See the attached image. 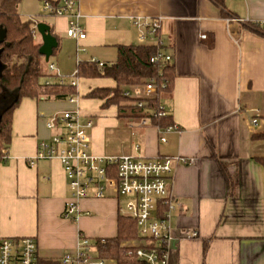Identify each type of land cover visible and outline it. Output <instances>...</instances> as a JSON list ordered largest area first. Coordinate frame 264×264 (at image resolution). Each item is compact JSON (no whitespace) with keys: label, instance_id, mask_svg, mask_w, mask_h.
Returning <instances> with one entry per match:
<instances>
[{"label":"crops","instance_id":"obj_1","mask_svg":"<svg viewBox=\"0 0 264 264\" xmlns=\"http://www.w3.org/2000/svg\"><path fill=\"white\" fill-rule=\"evenodd\" d=\"M79 11L86 32L80 40L67 35L65 16L47 14L44 21L58 39L49 60L56 70L45 69L53 81L74 80L78 94L23 98L16 108L0 159V238L34 237L48 264L75 251L81 234L93 243L116 236L125 197L111 190L105 198L92 195L80 201L77 220L65 218L71 191L60 160L30 163L39 142L58 132L47 127L49 116L79 110L83 124L92 122L96 153L195 159L175 162L168 178L175 205L170 264H264V164L257 159L264 157V137H257L264 133V36L251 28L264 22V0H79ZM137 18L160 19L157 40L172 56L173 84L161 101L177 127L165 141L149 120L85 97L93 88L115 86L112 78L76 76L80 63L111 64L119 44L141 43ZM164 210L158 204L153 215ZM195 230L197 237H186Z\"/></svg>","mask_w":264,"mask_h":264},{"label":"built area","instance_id":"obj_2","mask_svg":"<svg viewBox=\"0 0 264 264\" xmlns=\"http://www.w3.org/2000/svg\"><path fill=\"white\" fill-rule=\"evenodd\" d=\"M43 10L47 14L65 16L68 19L67 35L80 40L86 32L80 24L81 13L79 0H43ZM139 28L141 43H159L157 33L161 27L160 19L135 20ZM264 26V22H259ZM35 37H38L37 24ZM206 38V35H203ZM151 60L160 64L172 62L171 54L164 49L156 52ZM100 66L103 62L93 59ZM55 71L54 64H49ZM57 76L58 73H56ZM60 82L65 80L60 79ZM76 85L74 80L71 81ZM157 86L151 80L143 86H131L124 90V96L134 98L138 105L140 99L157 96ZM75 101V98H71ZM161 106L158 115H165ZM79 110H66L49 116L47 127L57 130L49 141L42 140L38 144L36 155L30 160L34 164L37 159H59L65 170L71 196L68 199L64 217L77 220L81 214L79 203L82 199L94 196L105 198L109 191H115L126 198L121 213L136 220L139 234L144 243L134 245L126 242L129 255L135 254L141 264H170L174 235L169 224L171 210L174 209L173 196L169 193L168 178L173 172L174 163L193 164L194 158L159 157L154 159L131 155H106L91 149L88 128L92 122L83 124ZM258 118H252L251 124L258 125ZM177 126L172 124L161 130V140L165 141V133ZM158 204L165 210L158 216L153 215ZM195 230L186 235L187 238L197 237ZM153 242V243H151ZM95 244L81 234L77 249L64 253L57 260L48 264H104L105 259L96 256ZM0 264H47L42 263L38 254V244L34 237L0 238Z\"/></svg>","mask_w":264,"mask_h":264},{"label":"trees","instance_id":"obj_3","mask_svg":"<svg viewBox=\"0 0 264 264\" xmlns=\"http://www.w3.org/2000/svg\"><path fill=\"white\" fill-rule=\"evenodd\" d=\"M21 2L0 0V29H6L5 40L0 43V159L6 155L12 137L13 114L23 98L66 100L78 94L71 82L51 79L54 74L45 69L49 62L39 52L42 40L40 35L35 37L38 22L32 17L21 18ZM251 28L264 36V26L258 22L252 23ZM164 48V44L159 43L119 44L118 59L114 63H103L102 66L96 61L80 63L76 76L112 78L115 81V86L93 88L85 97L102 100L105 108L117 105L121 115L149 120L160 130L174 124L169 113L158 115L163 94L172 88L174 78L173 62L160 64L151 60ZM151 80L157 86L156 97L140 99L142 104L138 105L136 99L124 96L125 89L146 85ZM257 137H264V133ZM257 159L264 164L263 156ZM139 239L142 237L136 220L122 214L118 219L116 236L94 242L96 256L113 259L117 264H141L135 254L127 253L124 245Z\"/></svg>","mask_w":264,"mask_h":264},{"label":"water","instance_id":"obj_4","mask_svg":"<svg viewBox=\"0 0 264 264\" xmlns=\"http://www.w3.org/2000/svg\"><path fill=\"white\" fill-rule=\"evenodd\" d=\"M37 30L42 38V44L39 49L40 54L45 57V60L49 62L50 57L53 55L54 50L58 47V39L52 33L51 26L45 22L37 23ZM6 37V29H0V43L4 42Z\"/></svg>","mask_w":264,"mask_h":264},{"label":"rangeland","instance_id":"obj_5","mask_svg":"<svg viewBox=\"0 0 264 264\" xmlns=\"http://www.w3.org/2000/svg\"><path fill=\"white\" fill-rule=\"evenodd\" d=\"M43 0H22L19 5V13L22 19L33 16L37 22H48L49 16L43 10ZM54 60V56L51 58Z\"/></svg>","mask_w":264,"mask_h":264}]
</instances>
